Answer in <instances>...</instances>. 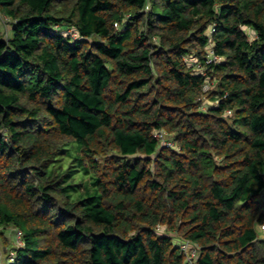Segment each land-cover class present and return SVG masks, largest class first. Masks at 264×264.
<instances>
[{"label":"trees","instance_id":"16d2710c","mask_svg":"<svg viewBox=\"0 0 264 264\" xmlns=\"http://www.w3.org/2000/svg\"><path fill=\"white\" fill-rule=\"evenodd\" d=\"M263 222L264 0H0L11 264H264Z\"/></svg>","mask_w":264,"mask_h":264},{"label":"built area","instance_id":"2783aa9c","mask_svg":"<svg viewBox=\"0 0 264 264\" xmlns=\"http://www.w3.org/2000/svg\"><path fill=\"white\" fill-rule=\"evenodd\" d=\"M3 21H5L4 17H3ZM66 33L72 34V36L75 38L78 37L77 32H75L71 29L67 30ZM212 53H213V51L210 49L208 62H212L214 60L219 59V57H217V56L211 57L210 55ZM208 88H209V84L205 85V89H208ZM230 112L231 111H228L227 113H230ZM156 135L162 138L164 145L176 147L173 141H167L168 139H166V132L165 131H158L156 133ZM261 228L264 230V222L261 224ZM24 245H25V242L22 238V231L20 229H16V246L17 247H23ZM179 245H180L181 250L186 255V263L194 264L196 259H197V256H198V246L195 244H191L190 241H181ZM15 257H16V252L10 251L8 256H6L5 260H3V261L0 260V264H11L15 261Z\"/></svg>","mask_w":264,"mask_h":264},{"label":"rangeland","instance_id":"374dc122","mask_svg":"<svg viewBox=\"0 0 264 264\" xmlns=\"http://www.w3.org/2000/svg\"><path fill=\"white\" fill-rule=\"evenodd\" d=\"M6 21H3V30H4V33L6 35V37L8 36V34L10 33V24L8 23L6 25ZM259 231V234L262 238H264V232L260 229H258ZM6 235H7V239L5 241V247H6V252L4 253L3 250H2V247H1V250L2 252L0 254H2L0 256V260L3 261L5 260L6 256H8V254L10 253V250L13 249V247L16 246V235H15V229L14 228H9L7 229L6 231ZM1 245H2V242H1Z\"/></svg>","mask_w":264,"mask_h":264},{"label":"crops","instance_id":"0c3cea01","mask_svg":"<svg viewBox=\"0 0 264 264\" xmlns=\"http://www.w3.org/2000/svg\"><path fill=\"white\" fill-rule=\"evenodd\" d=\"M15 234H16V232H15ZM1 247H2V245H1V240H0V253L2 252ZM1 255H2V254H0V256H1Z\"/></svg>","mask_w":264,"mask_h":264}]
</instances>
